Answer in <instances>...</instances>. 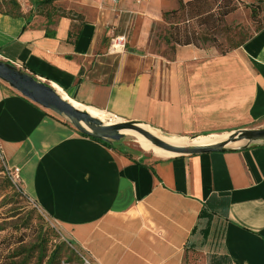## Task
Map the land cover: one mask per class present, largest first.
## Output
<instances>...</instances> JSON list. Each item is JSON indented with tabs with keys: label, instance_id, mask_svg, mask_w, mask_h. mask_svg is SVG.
Listing matches in <instances>:
<instances>
[{
	"label": "crops",
	"instance_id": "1",
	"mask_svg": "<svg viewBox=\"0 0 264 264\" xmlns=\"http://www.w3.org/2000/svg\"><path fill=\"white\" fill-rule=\"evenodd\" d=\"M34 5L0 13V60L66 101L183 139L264 124V26L225 53L167 57L152 41L178 0ZM129 17L125 50L110 54ZM0 149L92 264H264V145L149 156L81 136L0 81Z\"/></svg>",
	"mask_w": 264,
	"mask_h": 264
},
{
	"label": "rangeland",
	"instance_id": "2",
	"mask_svg": "<svg viewBox=\"0 0 264 264\" xmlns=\"http://www.w3.org/2000/svg\"><path fill=\"white\" fill-rule=\"evenodd\" d=\"M33 3L36 12L45 13L52 7V3H47V0H0V13L16 14L24 8L29 10ZM258 3L257 0L247 3L239 0H206L196 14L179 12L170 17L156 32L157 38L153 39L152 46L158 51L165 47L162 52L170 57L172 46L176 45L174 42H165L167 33H176L178 36H190L194 33L198 47L215 48L221 53L228 52L244 43L264 26V2ZM225 8L233 10L222 16ZM170 24L176 27L171 30ZM59 119L66 122L62 118ZM258 128H264V124ZM156 134H159V137L163 135L158 132ZM202 139L201 137L196 140ZM117 147L153 156L151 152L144 151L141 138L139 141L132 134H126ZM2 168L0 163V264H19L27 259V255V264H36V256L40 251H44L46 256L42 263L45 264L54 250V264H86L85 260L91 263L70 239L61 233L58 225L38 204L25 194L22 185L21 192H18L10 184Z\"/></svg>",
	"mask_w": 264,
	"mask_h": 264
},
{
	"label": "water",
	"instance_id": "3",
	"mask_svg": "<svg viewBox=\"0 0 264 264\" xmlns=\"http://www.w3.org/2000/svg\"><path fill=\"white\" fill-rule=\"evenodd\" d=\"M0 81L33 104L64 119L78 133L110 145H118L126 135L125 132L130 131L142 135L151 145L170 152L174 156L228 152L264 145V128L239 129L228 133L221 141L208 144L192 142L197 138L196 136L186 138L187 142L183 145H174L163 140V137L170 136L163 134L159 137L153 133L156 131L152 127L144 123L119 121L106 125L86 110L77 108L66 101L48 84L38 81L29 73L2 60H0Z\"/></svg>",
	"mask_w": 264,
	"mask_h": 264
},
{
	"label": "trees",
	"instance_id": "4",
	"mask_svg": "<svg viewBox=\"0 0 264 264\" xmlns=\"http://www.w3.org/2000/svg\"><path fill=\"white\" fill-rule=\"evenodd\" d=\"M46 2V1H44ZM52 3L53 0H47V3ZM206 0H190V1H187V2H183L182 0H178V3H179V6L176 10H173V11H170V12H167L164 14V20L165 21H168V19L172 16H174L175 14L179 13V12H182V13H186V14H196L198 9L203 5L205 4ZM257 2H259L258 4L260 3H263L264 0H257ZM233 10V8H225V10L221 13L222 16H226L228 15L229 13H231V11ZM3 14H9L7 12H3ZM193 18V17H191ZM171 25V24H170ZM174 25V24H173ZM171 25L170 26V29L173 30L174 27L176 26H173ZM262 28V27H261ZM260 28V29H261ZM259 29V30H260ZM258 31V30H257ZM256 31V32H257ZM165 42L167 44H171V42H174L175 45H189V44H192L196 47H198L195 43V40L196 38L194 37V33L190 36H188L187 34L185 35H182V36H178V34H173L172 32H169L167 33V37L165 36ZM249 39V38H248ZM175 47L172 46V49H174ZM80 134V133H79ZM81 136H84V137H87L85 135H82L80 134ZM90 138V137H88ZM94 141H98L96 139H93V138H90ZM100 142V141H98ZM104 143V142H103ZM104 144H107V143H104ZM2 171L4 172V169L2 168ZM1 231V230H0ZM55 250L52 251L51 255L47 258L45 264H54V262H56V256H55ZM28 255H27V259H25L24 261L20 262L19 264H27L28 262ZM44 258H46L45 254H44V251H40L39 255L36 256V264H42L43 263V260Z\"/></svg>",
	"mask_w": 264,
	"mask_h": 264
},
{
	"label": "bare ground",
	"instance_id": "5",
	"mask_svg": "<svg viewBox=\"0 0 264 264\" xmlns=\"http://www.w3.org/2000/svg\"><path fill=\"white\" fill-rule=\"evenodd\" d=\"M65 98V97H64ZM66 99V98H65ZM68 100V99H67ZM69 101V100H68ZM72 105H74L77 108H81L84 109L81 106H78L77 104L69 101ZM91 116L99 119L101 122H103L106 125H112L114 123L119 122L118 119H114L113 117L109 116L106 113H101L98 111H95L93 109H85ZM147 128V127H145ZM153 132V131H152ZM126 134H132L134 135V137H136L137 140L140 141V138L142 140V144L144 146V151L145 152H151L153 155L157 156V157H171L174 156V154L164 151L162 149H159L153 145H151L142 135L135 133V132H125ZM155 135H157L155 132H153ZM159 135V134H158ZM227 136V134H222V135H212V136H208V137H204L201 141L200 140H196L194 139L192 142L194 143H198V144H208V143H213V142H217V141H221L223 140L225 137ZM163 140L174 144V145H183L187 142L186 138H182V137H163ZM237 145V144H235Z\"/></svg>",
	"mask_w": 264,
	"mask_h": 264
},
{
	"label": "built area",
	"instance_id": "6",
	"mask_svg": "<svg viewBox=\"0 0 264 264\" xmlns=\"http://www.w3.org/2000/svg\"><path fill=\"white\" fill-rule=\"evenodd\" d=\"M112 5L115 6L120 0H110ZM115 10V9H114ZM119 12V11H118ZM129 16H132V13H128ZM128 23H130V17L127 20V26L125 30L120 34H114L109 43L108 52L110 54H121L126 47L127 44V31L128 30ZM0 163L4 169V173L7 176L10 184L17 189L18 192H21V179H20V169L17 167L9 168L7 166V163L2 155L1 149H0ZM85 260V259H84ZM86 264H92L89 263L87 260H85Z\"/></svg>",
	"mask_w": 264,
	"mask_h": 264
}]
</instances>
